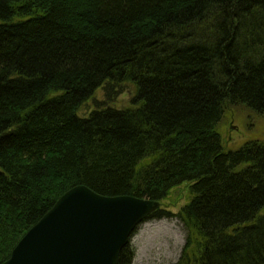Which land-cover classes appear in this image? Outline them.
I'll return each instance as SVG.
<instances>
[{"label":"trees","instance_id":"1","mask_svg":"<svg viewBox=\"0 0 264 264\" xmlns=\"http://www.w3.org/2000/svg\"><path fill=\"white\" fill-rule=\"evenodd\" d=\"M125 84L131 108L79 117ZM232 108L264 117V0H0V264L77 186L162 203L184 184L145 221L183 224L176 264H264V143L226 147Z\"/></svg>","mask_w":264,"mask_h":264},{"label":"water","instance_id":"2","mask_svg":"<svg viewBox=\"0 0 264 264\" xmlns=\"http://www.w3.org/2000/svg\"><path fill=\"white\" fill-rule=\"evenodd\" d=\"M161 205L77 186L23 237L4 264H119L134 232Z\"/></svg>","mask_w":264,"mask_h":264},{"label":"rangeland","instance_id":"3","mask_svg":"<svg viewBox=\"0 0 264 264\" xmlns=\"http://www.w3.org/2000/svg\"><path fill=\"white\" fill-rule=\"evenodd\" d=\"M135 89L130 84L122 86V93L113 102L106 100L103 88L96 91L79 111V117L88 118L97 108L111 107L116 110L131 108ZM227 148L239 147L247 140L264 143V117H257L245 108H232L222 128ZM188 184L172 191L161 209L178 214L188 202ZM186 243V230L177 219L147 221L138 227L131 238L130 247L135 256L132 264H176Z\"/></svg>","mask_w":264,"mask_h":264}]
</instances>
